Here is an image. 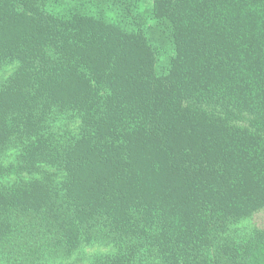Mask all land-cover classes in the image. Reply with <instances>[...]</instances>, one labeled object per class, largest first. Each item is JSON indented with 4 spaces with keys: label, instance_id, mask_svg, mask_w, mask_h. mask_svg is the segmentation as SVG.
<instances>
[{
    "label": "trees",
    "instance_id": "trees-1",
    "mask_svg": "<svg viewBox=\"0 0 264 264\" xmlns=\"http://www.w3.org/2000/svg\"><path fill=\"white\" fill-rule=\"evenodd\" d=\"M264 0H0V264H264Z\"/></svg>",
    "mask_w": 264,
    "mask_h": 264
},
{
    "label": "rangeland",
    "instance_id": "rangeland-1",
    "mask_svg": "<svg viewBox=\"0 0 264 264\" xmlns=\"http://www.w3.org/2000/svg\"><path fill=\"white\" fill-rule=\"evenodd\" d=\"M248 223L256 226H264V209L256 212L249 220Z\"/></svg>",
    "mask_w": 264,
    "mask_h": 264
}]
</instances>
